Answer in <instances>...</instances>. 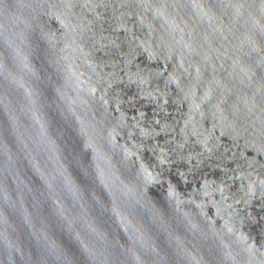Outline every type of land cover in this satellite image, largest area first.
<instances>
[{
    "label": "water",
    "instance_id": "1",
    "mask_svg": "<svg viewBox=\"0 0 264 264\" xmlns=\"http://www.w3.org/2000/svg\"><path fill=\"white\" fill-rule=\"evenodd\" d=\"M0 264H264V0H0Z\"/></svg>",
    "mask_w": 264,
    "mask_h": 264
}]
</instances>
